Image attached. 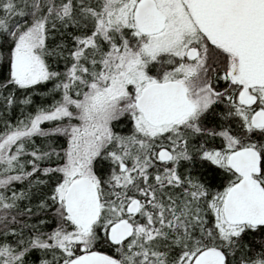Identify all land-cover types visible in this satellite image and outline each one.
<instances>
[{
    "label": "snow or ice",
    "instance_id": "6c2138e0",
    "mask_svg": "<svg viewBox=\"0 0 264 264\" xmlns=\"http://www.w3.org/2000/svg\"><path fill=\"white\" fill-rule=\"evenodd\" d=\"M0 264H264V0H0Z\"/></svg>",
    "mask_w": 264,
    "mask_h": 264
}]
</instances>
